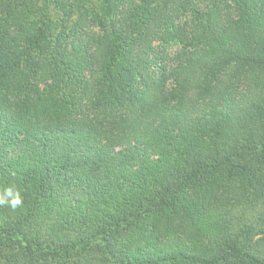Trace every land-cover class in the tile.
<instances>
[{
  "label": "trees",
  "instance_id": "trees-1",
  "mask_svg": "<svg viewBox=\"0 0 264 264\" xmlns=\"http://www.w3.org/2000/svg\"><path fill=\"white\" fill-rule=\"evenodd\" d=\"M46 9L0 0V264H264V0H101L98 61Z\"/></svg>",
  "mask_w": 264,
  "mask_h": 264
},
{
  "label": "rangeland",
  "instance_id": "rangeland-1",
  "mask_svg": "<svg viewBox=\"0 0 264 264\" xmlns=\"http://www.w3.org/2000/svg\"><path fill=\"white\" fill-rule=\"evenodd\" d=\"M30 3H35L37 5H43L44 3H47V12L49 14V17H51L55 23V25L57 26V30H59V28L64 27L65 31H68L74 24V22L79 21L80 25H82V31H80V33L82 34L83 38L85 41L90 42L89 44V49L90 52H94L93 55V61H98L99 59V55L100 53L96 51L97 48H101L100 44L98 42H96L95 40V36L97 34V29L96 27L92 24L91 18L88 14V11L91 12L93 11L95 8L98 9L99 4L101 3V0H84L83 1V5L81 7L80 13H73L70 17L67 15H64L65 12L62 11L61 7L59 5H56L55 3L51 2V0H29ZM68 1H73V0H68ZM118 1V0H115ZM75 2V1H74ZM60 19H61V24H60ZM63 19V20H62ZM65 19V20H64ZM185 19L181 18L179 20L180 24H183V21ZM60 24V25H59ZM55 26V27H56ZM54 39V37H53ZM93 41V42H92ZM63 42V46H65L67 49L69 47V43H70V39L66 37V39L62 40ZM177 49V46H173L172 50ZM52 83V80L50 77H47L42 82H40V87H47L48 85H50ZM62 85H64L63 83H61ZM57 87V89H60V86H55ZM62 91L59 90L57 93H61Z\"/></svg>",
  "mask_w": 264,
  "mask_h": 264
},
{
  "label": "clouds",
  "instance_id": "clouds-1",
  "mask_svg": "<svg viewBox=\"0 0 264 264\" xmlns=\"http://www.w3.org/2000/svg\"><path fill=\"white\" fill-rule=\"evenodd\" d=\"M22 203L20 191L14 186L6 188L3 195H0V206L8 205L12 210H16Z\"/></svg>",
  "mask_w": 264,
  "mask_h": 264
}]
</instances>
